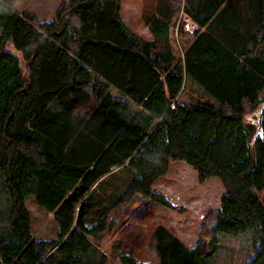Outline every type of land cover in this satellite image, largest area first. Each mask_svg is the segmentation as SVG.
<instances>
[{
	"label": "trees",
	"instance_id": "16d2710c",
	"mask_svg": "<svg viewBox=\"0 0 264 264\" xmlns=\"http://www.w3.org/2000/svg\"><path fill=\"white\" fill-rule=\"evenodd\" d=\"M56 1L54 18L39 21L0 0V264H107L101 240L135 197L175 209L153 190L171 161L199 183L218 178L219 209L192 249L163 226L139 227V253L118 264H209L220 236L251 237L247 264H264V111L263 138L253 118L264 59L233 58L204 33L177 58L169 39L180 14L205 26L222 0H140L150 40L123 22V0ZM258 11L264 55V0ZM189 78L213 102L179 103ZM121 171L122 192L93 197ZM28 196L53 214L56 239H34Z\"/></svg>",
	"mask_w": 264,
	"mask_h": 264
},
{
	"label": "rangeland",
	"instance_id": "374dc122",
	"mask_svg": "<svg viewBox=\"0 0 264 264\" xmlns=\"http://www.w3.org/2000/svg\"><path fill=\"white\" fill-rule=\"evenodd\" d=\"M5 2L19 13L28 12L35 15L39 21L52 20L58 8L56 0H5ZM145 14H147L145 6L140 0L122 1L120 16L123 22L132 31L148 40L150 35L143 21ZM185 23L189 24V29L195 31L193 23L187 19ZM170 27L172 44L177 58H180L182 57L183 34L179 31L177 21ZM187 27L186 25V31L191 34ZM194 91L197 92V90ZM194 91L191 94L189 86H186L178 98L179 103L189 104L194 100L213 101L210 96H201L198 92L195 94ZM112 96L119 98L114 92ZM253 118H256V115ZM127 182L126 172L112 174L103 180L93 197L100 198L104 197L105 193L122 192ZM153 190L163 195L175 209L170 210L157 202L145 201L140 196L135 197L124 211L122 226L113 233L103 236L101 240V249L109 258L107 264H118V257L121 254L139 253V250L134 249L137 248L139 242V227L150 230L155 226H163L176 235L188 248H193L197 243L198 230L204 216L220 207L224 195V189L218 178L213 177L204 183H199L197 172L194 169L184 162L173 161L170 162L167 174L154 183ZM25 204L30 214L31 233L34 239L42 241L56 239L59 227L53 214L40 207L33 196H28ZM2 224L3 220L2 222L0 220V225ZM253 246L251 237L236 239L220 236L218 251L209 260V264H247L253 255Z\"/></svg>",
	"mask_w": 264,
	"mask_h": 264
},
{
	"label": "crops",
	"instance_id": "0c3cea01",
	"mask_svg": "<svg viewBox=\"0 0 264 264\" xmlns=\"http://www.w3.org/2000/svg\"><path fill=\"white\" fill-rule=\"evenodd\" d=\"M180 19L183 22L182 28H179V31L183 34L181 43L182 57L197 37L204 33L207 36L210 35L215 44L233 58L244 59L241 53L247 52L246 54L250 57L259 56L260 59H264V55L261 54L263 48V40H261L263 21L259 16L258 0H222L218 4L215 14L205 26H200L184 13L180 14V18L177 20L178 23ZM185 19L195 25L194 33L188 34L186 31V25L189 26V24H184ZM144 27L147 28L146 25ZM148 33L150 35L148 40H150L152 36L149 30ZM169 39L172 44L171 27L169 28ZM186 86H189L191 94H193L194 90H197L201 96H210L204 87L192 78L187 79L184 89ZM197 92L194 91L195 94Z\"/></svg>",
	"mask_w": 264,
	"mask_h": 264
},
{
	"label": "water",
	"instance_id": "95a60500",
	"mask_svg": "<svg viewBox=\"0 0 264 264\" xmlns=\"http://www.w3.org/2000/svg\"><path fill=\"white\" fill-rule=\"evenodd\" d=\"M263 111H264V108H262L260 110V112L257 114L256 120H255V124L257 127L256 134L259 135L261 138H263V129H262Z\"/></svg>",
	"mask_w": 264,
	"mask_h": 264
},
{
	"label": "built area",
	"instance_id": "2783aa9c",
	"mask_svg": "<svg viewBox=\"0 0 264 264\" xmlns=\"http://www.w3.org/2000/svg\"><path fill=\"white\" fill-rule=\"evenodd\" d=\"M187 28H188V31L191 32V34L194 33V30L189 29V26Z\"/></svg>",
	"mask_w": 264,
	"mask_h": 264
}]
</instances>
